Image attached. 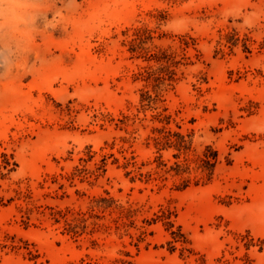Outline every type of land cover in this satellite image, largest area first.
I'll return each instance as SVG.
<instances>
[{"label": "rangeland", "instance_id": "1", "mask_svg": "<svg viewBox=\"0 0 264 264\" xmlns=\"http://www.w3.org/2000/svg\"><path fill=\"white\" fill-rule=\"evenodd\" d=\"M122 261L264 264V0H0V264Z\"/></svg>", "mask_w": 264, "mask_h": 264}, {"label": "clouds", "instance_id": "2", "mask_svg": "<svg viewBox=\"0 0 264 264\" xmlns=\"http://www.w3.org/2000/svg\"><path fill=\"white\" fill-rule=\"evenodd\" d=\"M11 7L16 10L17 17L19 19H22L27 22L33 18L32 10L36 9L37 6L29 3L19 2L12 5Z\"/></svg>", "mask_w": 264, "mask_h": 264}, {"label": "trees", "instance_id": "3", "mask_svg": "<svg viewBox=\"0 0 264 264\" xmlns=\"http://www.w3.org/2000/svg\"><path fill=\"white\" fill-rule=\"evenodd\" d=\"M69 227H70V229H72V232L76 233V231H74L76 228L75 226H72L71 224H69ZM121 264H129V263L122 261Z\"/></svg>", "mask_w": 264, "mask_h": 264}]
</instances>
